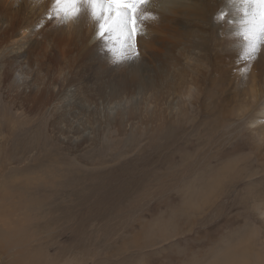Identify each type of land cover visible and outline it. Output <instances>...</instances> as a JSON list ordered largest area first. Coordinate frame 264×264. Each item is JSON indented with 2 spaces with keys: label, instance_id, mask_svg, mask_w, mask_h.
Wrapping results in <instances>:
<instances>
[{
  "label": "bare ground",
  "instance_id": "6f19581e",
  "mask_svg": "<svg viewBox=\"0 0 264 264\" xmlns=\"http://www.w3.org/2000/svg\"><path fill=\"white\" fill-rule=\"evenodd\" d=\"M147 7L146 34L134 41L139 56L118 64L113 63L107 46L94 38V25L87 14L62 23L49 19L52 0H0V79L14 100L31 113L49 109L46 113H52V124L61 125L57 134L65 144L85 139L76 133L95 121L114 124L121 131L139 118L143 124L154 119L163 123L159 134L138 139L150 138L142 152L151 146L159 153L162 174L155 167L147 172L142 169L133 177L107 176L97 169L85 175L80 158L76 161L64 155L48 134L41 138L44 126L31 128L24 123L12 127L15 139L0 146L10 155L9 162L22 167L16 171L33 176H25L22 191L32 197L21 193L22 199L16 202L6 194L1 200L0 248L7 252L9 264H44V249H37L43 250L38 255L39 251L25 248L30 227H34L30 226L31 212L44 216L92 214L101 211L100 203L113 208L111 200L119 195L133 200V188L148 189L163 181L177 186L171 196L193 199L199 189L194 182L200 189L209 186L213 181L209 174L227 166V156L237 150L235 144L231 149V143L245 135L264 161V48L251 62L242 58L245 41L239 33L244 16L239 0H151ZM221 10L226 22L216 19ZM229 122L231 132H237L229 133ZM73 125L77 126L75 132ZM110 142L113 152L119 149L115 147L118 141ZM141 143L134 140L131 152L140 149ZM175 154L177 159L172 160ZM151 158L150 154L144 157L143 164ZM39 172L47 174L44 186L29 187L30 180H38ZM54 201L58 202L54 205ZM22 233L26 236L20 237ZM15 235L20 237L16 246L20 251L13 252L8 240ZM63 253L54 254L50 264H59Z\"/></svg>",
  "mask_w": 264,
  "mask_h": 264
},
{
  "label": "rangeland",
  "instance_id": "374dc122",
  "mask_svg": "<svg viewBox=\"0 0 264 264\" xmlns=\"http://www.w3.org/2000/svg\"><path fill=\"white\" fill-rule=\"evenodd\" d=\"M5 89L6 87L0 79V102L2 101L0 111H3L1 113L3 115H0V145L3 141L6 145L9 138L15 139L12 127H17L18 124L22 126L24 123L30 124L31 128L44 126L45 130L40 132L41 138L44 134H48L50 141H54L56 145L62 147L63 151L61 150V152L64 155L76 161L77 158H80L83 163L82 170L85 168L83 172L85 175L92 173L91 170L97 169L107 176L124 174L133 177L142 169L147 172L155 167L157 169L154 171L161 173L159 153L151 146H146L147 149L142 152L144 144L148 143L150 138L145 141L138 140L149 135L159 134L160 126L162 125L163 128V123L158 119L148 120L145 124L142 123L141 118L131 120L130 127L125 131L119 130L114 124L95 121L92 125L89 124L91 129L84 128L76 133L82 137L85 135V139L78 144L74 141H72L73 144H65L57 134L58 127L61 125L52 124V117H50L52 113H46L49 109L38 110V114L31 113L26 107L15 101ZM22 112L23 115H21ZM48 113L49 115H47ZM20 116L28 119L20 118ZM230 122L228 123L229 133L237 132L236 129L231 132ZM71 127L74 128V132L77 130L76 125ZM89 133L90 135H88ZM222 133L224 132L222 131ZM73 136L75 137V135ZM188 137H191V132L188 133ZM243 139L245 140L243 141ZM134 140L136 143H142L140 149L131 152L129 147ZM110 141H118L119 144L115 147L119 149L113 152V142ZM233 142L231 149L235 148V144L237 150L231 151L227 156L229 163L226 167L209 174L213 180L209 186L204 184L206 186H203L204 188L201 190V185L194 182L197 183L196 186L199 189H197V196L193 199L182 200V198L171 196L176 194L174 190L177 186L171 183L166 184L163 181L164 184L158 182L148 189L133 188L135 190L133 191V200L131 198L123 200L119 195L116 200H111V203L115 202L113 208L102 203L98 204V208L101 210L98 211L100 214L95 211L92 214L44 216L37 213L33 215L31 212L33 223L30 226L34 225V227H30L28 234L30 242L25 248L44 249V251L42 250L44 255L42 251L37 250V252L39 251L38 255H43L44 264H48L47 262L50 264V258L62 251L64 252L63 259L61 258L62 261L59 259V264H264V214L260 213V209L264 210V161L260 160L257 147L249 136L245 135V138L236 139ZM149 154L152 158L147 161L145 166L143 164L146 161L144 157L148 158ZM8 156L10 155L7 151L0 146V206L1 200L6 194L12 196L13 199L16 198L17 201L14 200L16 202L19 201L18 199H22L21 193L32 197L30 192L22 191L27 183L25 176L31 177L33 173L23 175L22 172L16 171V168L22 167H17L14 163L9 162ZM174 156L177 155H173L172 160L177 159ZM92 164L94 165L92 166ZM112 166L116 168L115 171L110 170ZM50 169L52 170V168ZM50 173L52 172H49L48 175ZM41 174L42 178L39 177ZM44 174L39 172L38 180H30L29 187H34L38 183L44 186V177L47 176ZM19 178L21 182L17 181ZM6 181L9 186H5ZM221 186H225V189ZM18 192L19 194H17ZM204 193L206 194L203 195ZM19 195L21 197H18ZM143 196H145L144 200H142ZM76 202L78 203V201ZM53 203L56 204L55 201ZM24 214L27 215L25 212ZM48 224L51 227L48 228L46 226ZM21 235L24 233L20 234V237ZM24 236L22 238H25ZM20 237L15 235L14 239L8 240L11 248L13 247V252L20 251L16 249ZM0 264H9V256L1 248Z\"/></svg>",
  "mask_w": 264,
  "mask_h": 264
},
{
  "label": "snow or ice",
  "instance_id": "6c2138e0",
  "mask_svg": "<svg viewBox=\"0 0 264 264\" xmlns=\"http://www.w3.org/2000/svg\"><path fill=\"white\" fill-rule=\"evenodd\" d=\"M244 19L240 35L245 41L242 58L251 62L264 48V0H239ZM151 0H52V15L66 23L87 14L94 25V38L112 53L113 63L137 58L135 38L146 34ZM216 19L226 22L221 10Z\"/></svg>",
  "mask_w": 264,
  "mask_h": 264
}]
</instances>
